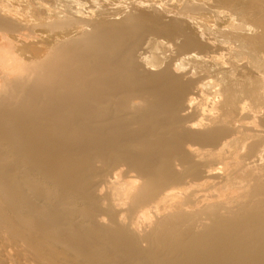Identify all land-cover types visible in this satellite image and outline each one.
I'll use <instances>...</instances> for the list:
<instances>
[{
  "label": "bare ground",
  "instance_id": "obj_1",
  "mask_svg": "<svg viewBox=\"0 0 264 264\" xmlns=\"http://www.w3.org/2000/svg\"><path fill=\"white\" fill-rule=\"evenodd\" d=\"M0 264H264V0H0Z\"/></svg>",
  "mask_w": 264,
  "mask_h": 264
}]
</instances>
